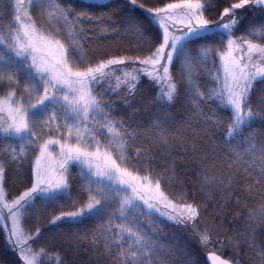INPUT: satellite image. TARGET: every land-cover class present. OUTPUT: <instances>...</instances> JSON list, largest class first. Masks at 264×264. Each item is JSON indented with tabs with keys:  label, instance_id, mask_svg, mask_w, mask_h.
<instances>
[{
	"label": "snow or ice",
	"instance_id": "1",
	"mask_svg": "<svg viewBox=\"0 0 264 264\" xmlns=\"http://www.w3.org/2000/svg\"><path fill=\"white\" fill-rule=\"evenodd\" d=\"M5 13L12 19L0 23V142H9L0 152V264H45L50 248L78 255L89 237L102 245L90 249L94 264H178L190 256L187 246L158 243L160 226L212 244L213 226L201 227L197 203L209 192L219 193L213 212L221 221L233 199L234 210L249 209L243 232L216 233L221 247L244 243L249 258L264 264L255 240L264 225V127L259 147L245 133L264 122V97L251 106L255 84L264 81V0H0V21ZM122 35L135 43L88 47L93 37ZM121 91L122 105L112 99ZM181 99L195 125L168 111ZM140 104L149 119L133 127L120 111ZM177 149L193 165L183 169L194 173L191 190L178 175ZM29 154L18 191L9 173ZM241 178L247 196L238 190ZM257 196L259 206L249 208L248 197ZM207 260L241 264L231 254Z\"/></svg>",
	"mask_w": 264,
	"mask_h": 264
},
{
	"label": "trees",
	"instance_id": "2",
	"mask_svg": "<svg viewBox=\"0 0 264 264\" xmlns=\"http://www.w3.org/2000/svg\"><path fill=\"white\" fill-rule=\"evenodd\" d=\"M9 2L14 3L15 0H9ZM28 2V0H27ZM26 2V4H27ZM222 10V8L220 9ZM100 11H107V9H101ZM12 16L5 13L3 16V20L0 21V23L7 24L11 21ZM241 35L240 32H237V36ZM92 43L88 45L89 48H98L103 47L106 50L115 51L116 46L120 45L122 48L124 47H130L135 43L136 37L132 35L128 36H120L113 38L112 36H109L107 38L101 37L99 40H96L94 37L91 38ZM218 63V60H217ZM175 74V70H174ZM202 82L206 79L204 75H201L199 78ZM214 84V81L211 82ZM0 95H3V92L0 91ZM126 93L122 91L118 96L112 97V99L117 103L122 105L123 99L122 97H125ZM121 97V98H120ZM261 97H264V81H258L251 94V106L255 109L259 104ZM128 99H131V97H127ZM144 103L148 104L149 107L150 102L145 101ZM203 109L207 112L209 105L204 104L202 105ZM214 107V106H213ZM170 113L175 115L177 122L182 123L183 120L191 118L193 121V124L195 125L198 117L194 116L191 111L187 110L186 101L181 99L178 103H176L173 107H171L168 110ZM120 114L125 117V119L132 117V120L130 121L133 124V127L137 123L144 124L149 119V113L145 111L144 104H140L139 111L134 112L131 108H122L120 111ZM264 127V122H261L260 120H256L253 122L251 129H245V133L252 132L255 134V140L254 142L257 144V147H259V144L261 142V136H260V129ZM185 135L189 138V144L191 143L192 138V130L189 128ZM9 142L4 141L0 142V152L7 146ZM139 143V142H138ZM236 143V141H234ZM14 146L19 150V143L15 142ZM147 145H145L146 147ZM243 150V149H241ZM153 151L157 152L158 155H163L161 150L159 149H153ZM183 153V149H177L174 155L177 157L176 164H177V171L178 175L187 183L189 189L192 188V177H194V173H188L184 174L183 169L185 168H191L193 165L190 163H187L185 160H181L178 157ZM34 157L29 154V159L24 161L23 164L16 169H13L12 172L9 173V179H8V185L12 186L15 185L16 189L18 191H22L23 187L21 186L23 182V177L28 174L30 171L31 163L33 162ZM157 164L159 166V169H162L164 167L162 161L158 160ZM16 173L19 174V179L17 178ZM246 175V174H245ZM240 193L244 196H247V189L246 184L243 178L240 179V187L238 189ZM18 191L16 194H18ZM75 195V193H73ZM212 197L211 199H207V197ZM219 198V193H207L204 195L201 199L197 200V203L199 205V211L201 213V227H203L205 224H210L213 226V243L209 244L208 246L204 247L199 244L198 237H196L190 230H185L182 227H176L174 225H170L169 223L161 224V230L157 233V240L158 243L165 245L166 247H171L173 250L183 249L185 246H187V249L190 253V256H183L179 259H189L191 257H195L199 264H204L203 260V254L205 252H215L218 255H221L223 258L227 259L230 257V254L236 253V251H233V248L231 247L230 243H228L227 240L224 241L225 247H221V243L219 242V238L216 236V233L219 232L221 234V237H233L236 236L238 232H243L246 227V214L249 209H233L232 205L235 203V199L232 200L230 204L227 205V209L225 212V218L221 221L217 219L213 212V207L216 203V201ZM203 199H207V204L203 202ZM249 200V208L251 207H258L259 206V198L258 196L248 197ZM36 211H39L43 213L41 215L42 222L46 225L47 224V215L45 210L40 209L39 205L37 206ZM239 213V215H238ZM144 226L148 228V224L146 221H142ZM259 227H262V225H259ZM1 230V228H0ZM151 231V229H148ZM243 240V237H240ZM0 240H2L1 232H0ZM258 241V240H257ZM220 243V244H219ZM259 246L264 245V241L261 240L259 236V242H257ZM102 248V245H93L91 243V237H89L87 240H84L82 242V247L79 251L78 255H75L73 253H63V251L50 248L49 254L44 258L45 264H59L60 259H63L65 261V264H68V261L74 260L75 264H94V256L91 248ZM264 247V246H263ZM240 253H243V246L239 249ZM237 252L236 254H232L237 256L238 258L241 257V254ZM202 255V256H200ZM178 259V264H179ZM256 262L252 259V263ZM101 264H104V261H101ZM107 264H111L110 258H107ZM254 264H258L254 263Z\"/></svg>",
	"mask_w": 264,
	"mask_h": 264
},
{
	"label": "rangeland",
	"instance_id": "3",
	"mask_svg": "<svg viewBox=\"0 0 264 264\" xmlns=\"http://www.w3.org/2000/svg\"><path fill=\"white\" fill-rule=\"evenodd\" d=\"M27 2V0H25V3ZM112 84H115V81L113 80L112 82H111ZM122 92V91H121ZM120 92V93H121ZM119 93V94H120ZM113 97H115V96H113ZM121 98V97H120ZM3 227H4V221H2V220H0V228H1V230H0V232H1V236H2V239H3ZM259 236H260V238H261V240H263L264 241V225H262V227H259V225L257 226V228H256V232H255V240H256V244H257V242H259ZM241 239V241H243L242 240V238H240ZM258 240V241H257ZM220 244V243H219ZM221 245V244H220ZM231 245V244H230ZM241 246H243V250H244V252L243 253H240L239 252V249H238V251L237 252H239L240 254H241V257L239 258V260L241 261V264H254V263H257V262H253L252 263V259H250L249 257L251 256V253L248 251V249H247V245L246 244H244V243H241L240 244V247ZM264 245H261V246H259L258 244H257V247H263ZM231 247H232V245H231ZM211 251H209V252H205L204 254H203V260H204V257L206 256V254L207 253H210ZM236 252V253H237ZM213 253H215V252H213ZM236 253H232V254H236ZM217 254V253H216ZM231 254V255H232ZM200 256H202V255H200ZM232 256H235V255H232ZM237 257V256H236ZM254 260V259H253ZM205 264V263H204Z\"/></svg>",
	"mask_w": 264,
	"mask_h": 264
},
{
	"label": "water",
	"instance_id": "4",
	"mask_svg": "<svg viewBox=\"0 0 264 264\" xmlns=\"http://www.w3.org/2000/svg\"><path fill=\"white\" fill-rule=\"evenodd\" d=\"M102 2H104V0H102ZM209 254H211V253H209ZM209 254H207L206 257H205V264H210V261L207 260V257H208Z\"/></svg>",
	"mask_w": 264,
	"mask_h": 264
}]
</instances>
